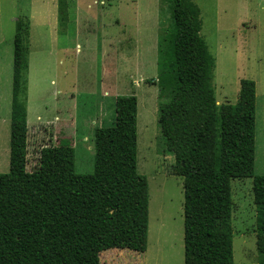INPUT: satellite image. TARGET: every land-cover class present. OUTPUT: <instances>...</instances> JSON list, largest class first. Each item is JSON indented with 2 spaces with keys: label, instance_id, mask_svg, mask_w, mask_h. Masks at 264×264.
<instances>
[{
  "label": "trees",
  "instance_id": "16d2710c",
  "mask_svg": "<svg viewBox=\"0 0 264 264\" xmlns=\"http://www.w3.org/2000/svg\"><path fill=\"white\" fill-rule=\"evenodd\" d=\"M64 5V0H59ZM158 36L157 121L183 180V264H233L231 182L252 179L257 264H264V176L254 175L256 87L239 82L234 105H217L215 59L191 0H167ZM64 7L61 8L63 10ZM13 39L9 171L0 174V264H100L107 250H147L148 185L137 173L135 100L93 131V172L75 173L65 142L40 151L27 172V53Z\"/></svg>",
  "mask_w": 264,
  "mask_h": 264
},
{
  "label": "rangeland",
  "instance_id": "374dc122",
  "mask_svg": "<svg viewBox=\"0 0 264 264\" xmlns=\"http://www.w3.org/2000/svg\"><path fill=\"white\" fill-rule=\"evenodd\" d=\"M215 59L217 105H234L242 79L259 82L254 175L264 176V0H191ZM64 7L63 10L61 8ZM167 0H0V174L9 171L13 39L27 53V172L40 151L65 142L75 173L93 172V131L117 122L119 98L135 100L137 173L148 185L147 250H107L100 264H183V180L157 121L158 36ZM233 264H257L252 179L231 182Z\"/></svg>",
  "mask_w": 264,
  "mask_h": 264
},
{
  "label": "crops",
  "instance_id": "0c3cea01",
  "mask_svg": "<svg viewBox=\"0 0 264 264\" xmlns=\"http://www.w3.org/2000/svg\"><path fill=\"white\" fill-rule=\"evenodd\" d=\"M255 83V87H256V118H257V107H258V103H259V82L256 80H253ZM256 121V119H255Z\"/></svg>",
  "mask_w": 264,
  "mask_h": 264
}]
</instances>
